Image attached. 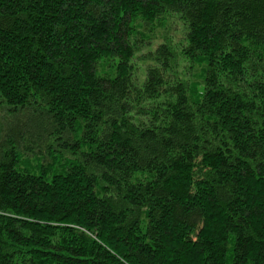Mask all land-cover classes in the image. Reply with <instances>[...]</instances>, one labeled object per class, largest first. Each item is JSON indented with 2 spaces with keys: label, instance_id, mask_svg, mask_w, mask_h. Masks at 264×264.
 Returning a JSON list of instances; mask_svg holds the SVG:
<instances>
[{
  "label": "trees",
  "instance_id": "16d2710c",
  "mask_svg": "<svg viewBox=\"0 0 264 264\" xmlns=\"http://www.w3.org/2000/svg\"><path fill=\"white\" fill-rule=\"evenodd\" d=\"M3 102L0 264H264V0H0Z\"/></svg>",
  "mask_w": 264,
  "mask_h": 264
},
{
  "label": "rangeland",
  "instance_id": "374dc122",
  "mask_svg": "<svg viewBox=\"0 0 264 264\" xmlns=\"http://www.w3.org/2000/svg\"><path fill=\"white\" fill-rule=\"evenodd\" d=\"M19 117L6 103H0V135H3L9 129L18 130L25 122L20 124Z\"/></svg>",
  "mask_w": 264,
  "mask_h": 264
}]
</instances>
